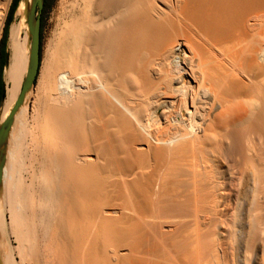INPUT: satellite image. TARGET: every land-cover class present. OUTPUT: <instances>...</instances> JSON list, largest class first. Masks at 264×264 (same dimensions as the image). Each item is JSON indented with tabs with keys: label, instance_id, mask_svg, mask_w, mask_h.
<instances>
[{
	"label": "bare ground",
	"instance_id": "6f19581e",
	"mask_svg": "<svg viewBox=\"0 0 264 264\" xmlns=\"http://www.w3.org/2000/svg\"><path fill=\"white\" fill-rule=\"evenodd\" d=\"M30 2L7 37L0 124ZM55 5L5 147L0 264L264 262V0Z\"/></svg>",
	"mask_w": 264,
	"mask_h": 264
},
{
	"label": "water",
	"instance_id": "95a60500",
	"mask_svg": "<svg viewBox=\"0 0 264 264\" xmlns=\"http://www.w3.org/2000/svg\"><path fill=\"white\" fill-rule=\"evenodd\" d=\"M43 0H31L26 13V24L29 33V52L28 61L24 78L21 82L18 95L8 112L7 116L0 124V180L1 171L4 163L5 147L7 144L9 130L11 128L15 112L24 101L25 94L31 89L36 80L40 65V29H41V11ZM4 98V96H3ZM2 98V100H3Z\"/></svg>",
	"mask_w": 264,
	"mask_h": 264
},
{
	"label": "rangeland",
	"instance_id": "374dc122",
	"mask_svg": "<svg viewBox=\"0 0 264 264\" xmlns=\"http://www.w3.org/2000/svg\"><path fill=\"white\" fill-rule=\"evenodd\" d=\"M57 2H58V0H45V5L42 7V11H41V15H40V17H41L40 65H39V70H38L34 85L30 89V90H33L32 91L33 93L31 94V97H29L30 105H31V102L33 100V94H34L35 86H37L38 81L41 78L40 77L41 76L40 73L43 71V67L45 66L44 62H45V58H47V56H46V48H47L48 40H49V37H50L49 34L51 33V31L53 30V28L55 26V21L53 20V17H54L53 14L55 15V13H56V5L55 4H57ZM6 3L7 2H5V5H6ZM10 3H11V0L9 1L8 5L4 6V8L2 9L1 13L4 15L3 20H2V15H0L1 16L0 17V37L2 35L4 20H5L6 13L8 11V7H9ZM15 21H16V15H15V12H14L13 20H12L11 24L14 23ZM11 24H10V26H11ZM10 26H9V29H10ZM9 29H8V34H9ZM21 37H23V38L25 37L26 39H27V37L29 38V33H28V29H27L26 20H25V26L21 30ZM7 42H8V38H7ZM7 45H8V43H7ZM6 49H7V52H8L7 46H6ZM2 79H3V74H2ZM3 82H4V79H3ZM4 89H5V82H4ZM0 105H1V103H0ZM262 260H264V256L262 257ZM261 263L264 264L263 261L260 262V264Z\"/></svg>",
	"mask_w": 264,
	"mask_h": 264
},
{
	"label": "trees",
	"instance_id": "16d2710c",
	"mask_svg": "<svg viewBox=\"0 0 264 264\" xmlns=\"http://www.w3.org/2000/svg\"><path fill=\"white\" fill-rule=\"evenodd\" d=\"M20 0H11V3L8 7V11L6 13V17L4 20L2 35L0 37V103L2 102V98L4 96V82L2 79V73L5 65L8 63V52L6 49L7 46V37H8V29L13 20V15L17 4ZM45 5V0H43V6ZM40 37H41V29H40ZM41 46V43H40Z\"/></svg>",
	"mask_w": 264,
	"mask_h": 264
}]
</instances>
